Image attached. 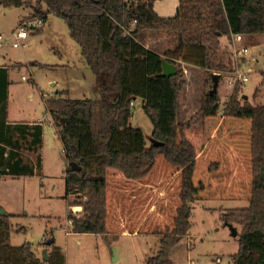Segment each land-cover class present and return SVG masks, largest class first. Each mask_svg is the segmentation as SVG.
Masks as SVG:
<instances>
[{
  "label": "trees",
  "instance_id": "obj_1",
  "mask_svg": "<svg viewBox=\"0 0 264 264\" xmlns=\"http://www.w3.org/2000/svg\"><path fill=\"white\" fill-rule=\"evenodd\" d=\"M37 1L40 10L43 6L46 10L32 16L44 14L47 18L54 13L65 20L94 73L97 92L93 98L82 99L43 95L45 115L50 114L54 120L63 156L82 167L66 169L68 205L82 206L80 212H68V231L107 234L108 170H118L126 179L142 181L162 155L181 176L180 205L174 224L157 232L158 248L148 258V264H164L176 243L189 234L193 204L206 187L193 179L197 152L185 133L191 123L178 119L180 91L186 84L179 63L206 70L208 89L199 112L204 116L217 115L222 102L214 91V71L220 74L219 84L222 72L232 70L221 37L231 41L234 34L264 35V0H178L177 11L170 17L157 13V0ZM0 6L32 5L29 0H0ZM146 30L177 32L178 45L161 55L140 42L139 37ZM162 58L177 66L174 75H161ZM9 69L0 66V175L41 177L44 125L8 121ZM239 87L237 83L223 104V115L251 120L250 203L245 208L227 209L221 218L242 227L237 235L239 249L231 255L230 264H264V102L263 97L256 101L260 89L256 90L254 101H250L239 96ZM138 98L152 122V139L163 145H148L144 131L132 125L131 103ZM24 152L36 154L35 162L26 160ZM72 195L75 198L70 200ZM14 217L17 215L7 211L0 213V264H66L65 254L53 244L52 250L47 251L48 260L37 254L32 239L13 245L12 231L30 234L26 226H14ZM52 237L54 232L49 231L47 240Z\"/></svg>",
  "mask_w": 264,
  "mask_h": 264
},
{
  "label": "rangeland",
  "instance_id": "obj_2",
  "mask_svg": "<svg viewBox=\"0 0 264 264\" xmlns=\"http://www.w3.org/2000/svg\"><path fill=\"white\" fill-rule=\"evenodd\" d=\"M165 1L177 10L178 0ZM29 2L32 6H0V33L16 28L21 17L29 12L36 14L46 10L45 6L40 10L37 0ZM159 4L157 2V6ZM39 31L32 33L21 48L13 47L10 40L0 47V64L11 67L10 119L44 121L42 176L0 179V206L5 205L9 212L18 214L13 218L14 226L24 225L30 230L27 236L12 231L11 242L20 245L31 237L34 246L41 247L38 252L41 256L44 249L49 251L52 247L45 246L44 242L49 231H53V245L63 251L66 264H148L150 252L158 248L157 232L174 224L180 205V173L162 155L157 157L154 169L142 181L126 179L118 170L109 169L107 226L111 233L103 236L68 231V212L79 205L71 207L67 202L63 145L53 118L50 114L45 115L42 92L46 94L45 98L61 94L76 99L93 98L97 95L95 78L64 19L50 13L43 30ZM146 35L161 36L159 46H152L162 53L175 48L179 42L177 32L146 30L142 36ZM139 40L143 38L140 36ZM231 41L225 36L221 40L232 61V70L223 71L219 80L217 92L222 105L215 116H204L199 112L201 99L208 89L206 70L179 63L186 84L180 91L178 119L191 123L185 133L197 155L198 151H204L197 159L193 179L196 184L203 182L206 187L193 204L188 236L176 243L164 264H230L231 255L239 249V237L232 235L221 215L227 209L245 208L250 203L251 120L224 116L223 104L233 94L236 85L233 70L237 66L249 71V80L239 83V96L247 95L254 101V94L260 89L256 101L261 95L264 97V35H244L237 46L248 47L249 52L239 58L233 54ZM185 107L187 113L183 111ZM132 112V125L144 131L150 145L153 125L143 109L142 99L134 100ZM112 174H118L121 179L113 180ZM155 187L161 188L163 196ZM74 198L75 195L69 197L70 200ZM234 226L240 233L242 227Z\"/></svg>",
  "mask_w": 264,
  "mask_h": 264
},
{
  "label": "built area",
  "instance_id": "obj_3",
  "mask_svg": "<svg viewBox=\"0 0 264 264\" xmlns=\"http://www.w3.org/2000/svg\"><path fill=\"white\" fill-rule=\"evenodd\" d=\"M46 19L47 18L44 14L22 18L16 28L12 29L8 33H0V47L4 45L5 41L10 40L13 47L21 48L24 44H26L27 39L32 33L37 32L39 29L44 27ZM243 36L244 35L242 34L232 35L233 42L231 41L232 43L230 44V47L233 50V54L236 56V58L245 56L249 52L248 47L237 46V42H241L243 40ZM261 49L263 50V48ZM248 74L249 71H245L244 69H241L239 66H237L233 70L234 80L236 84H243L247 82L249 80ZM131 104L134 105V102H132ZM80 210H82L81 205L75 207L73 211L78 212ZM68 223L70 224L71 222L68 221Z\"/></svg>",
  "mask_w": 264,
  "mask_h": 264
},
{
  "label": "crops",
  "instance_id": "obj_4",
  "mask_svg": "<svg viewBox=\"0 0 264 264\" xmlns=\"http://www.w3.org/2000/svg\"><path fill=\"white\" fill-rule=\"evenodd\" d=\"M157 2H159L160 4L157 6ZM154 8H155V10L157 11V13L159 14V15H161V16H164V17H170V16H173V14H174V11L176 10V8H175V6H173L172 4H170V2L169 1H165V0H157L155 3H154ZM177 8H178V6H177ZM177 11V10H176ZM32 15H34V14H32V13H30L29 12V14L28 15H24V16H22L21 17V19L22 18H25V17H28V16H32ZM175 15V14H174ZM20 19V20H21ZM46 21H47V19H46ZM44 28V27H43ZM143 35V32L141 33V37L143 38V40L141 41L140 40V42L141 43H143L146 47H148V48H150V49H153V50H155V51H157L159 54H161V55H163L164 53H162V51H159V50H156L155 49V47L154 46H156V47H158L159 46V41H160V35L158 36V38H156L155 36H151V35H146V36H142ZM175 37V36H174ZM222 38L223 37H221V40H222ZM28 40V39H27ZM152 45H154V46H152ZM0 66H8L10 69H11V67H10V65H8V64H0ZM40 67V66H39ZM10 69H9V73H10ZM9 79H10V77H9ZM24 80H26L27 78H23ZM30 79V78H29ZM34 79V78H33ZM28 80V79H27ZM35 80V79H34ZM10 83H11V81H10ZM35 84L36 85H38L37 83H36V80H35ZM10 86V85H9ZM55 86V85H54ZM60 89H56V91H59ZM43 95H45L46 96V94H43V92H42V97H43ZM262 97V95L260 96V98H259V100L260 99H262L261 98ZM44 100V99H43ZM262 101L264 102V97H263V99H262ZM259 102V101H258ZM187 107V106H186ZM185 107V110H183L185 113H187L186 111H187V108ZM46 112V111H45ZM10 111H9V87H8V121L9 122H11V123H14V122H29V123H32V122H42V123H44V121L41 119V120H33V121H24V120H16V119H10ZM132 120H133V118H132ZM43 138H44V136H43ZM203 150V149H202ZM27 153V154H26ZM204 154V151H198V155H197V159H200L201 158V156ZM26 155H27V157H26ZM24 157L26 158V160H30V161H32V162H35V160H36V154H34V153H29V152H24ZM6 165V168H7V161L5 162V164H4V166ZM4 166H3V169L5 170L6 168H4ZM42 169H43V162H42ZM177 172H178V170H177ZM35 176V175H34ZM38 176V175H37ZM21 177H26V176H21ZM112 177H113V180H118L119 181V179H121L119 176H118V174H112ZM9 178H11V179H15L14 177H11V176H8V175H0V179H9ZM17 178H19V177H17ZM108 175H107V182H108ZM109 184V183H108ZM109 187V186H108ZM155 190H158L159 191V195H161V196H163L162 195V192H161V188L160 187H155ZM107 200H108V189H107ZM7 212H9L8 211V209L6 208V206L5 205H1ZM75 209V207H73V210ZM10 213H13V212H10ZM13 214H15V215H17L18 216V214L17 213H13ZM20 214V213H19ZM108 214H109V211H108ZM107 225H108V219H107ZM110 229H109V227H108V233L110 232L109 231ZM111 233V232H110ZM107 234H105V236H106ZM46 236V234L44 235V237ZM104 236V235H103ZM188 236V235H187ZM187 236H185V237H183L181 240H183V239H185ZM43 237V238H44ZM11 239H12V236H11ZM28 239V237L24 240V241H26ZM23 241V242H24ZM34 249H35V251L37 252V254H38V252L40 251V249H41V247L39 248V246H37V247H34ZM50 250H52V248H50L49 249V251ZM39 255V254H38Z\"/></svg>",
  "mask_w": 264,
  "mask_h": 264
},
{
  "label": "water",
  "instance_id": "obj_5",
  "mask_svg": "<svg viewBox=\"0 0 264 264\" xmlns=\"http://www.w3.org/2000/svg\"><path fill=\"white\" fill-rule=\"evenodd\" d=\"M162 64H163V71H162L161 75H163V76H172V75L175 74L176 69H177V66L175 64L168 62L165 58H162ZM219 75L220 74L216 73L215 76H214V82H215L214 83V91H217ZM243 97L245 99L248 98L247 95H244ZM152 142H153V144L155 146L163 145L162 142L154 140V139H152ZM63 160H64L65 164L67 165V167H69L71 169H75V170H81L82 169V167L79 166L77 164V162H75V161H69L64 156H63ZM4 168H6V165L4 166ZM4 212H6V210L2 206H0V213L2 214ZM225 224L230 228L232 235L236 237L238 235V230H237L236 226H234L232 223H225ZM30 239H31V237H30ZM54 242H55V238L52 237L51 239L46 241V245L50 246ZM47 253H48L47 249H44V251L42 253V256H44L45 260H48ZM114 255H115V259H116L117 258L116 250H114Z\"/></svg>",
  "mask_w": 264,
  "mask_h": 264
}]
</instances>
